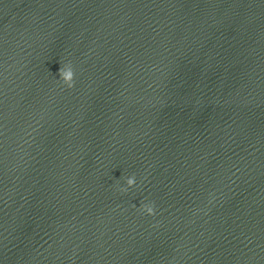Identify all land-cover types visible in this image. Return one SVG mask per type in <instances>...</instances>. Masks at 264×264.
Returning a JSON list of instances; mask_svg holds the SVG:
<instances>
[{
	"label": "water",
	"instance_id": "95a60500",
	"mask_svg": "<svg viewBox=\"0 0 264 264\" xmlns=\"http://www.w3.org/2000/svg\"><path fill=\"white\" fill-rule=\"evenodd\" d=\"M0 264H264V0H0Z\"/></svg>",
	"mask_w": 264,
	"mask_h": 264
},
{
	"label": "clouds",
	"instance_id": "9594fccd",
	"mask_svg": "<svg viewBox=\"0 0 264 264\" xmlns=\"http://www.w3.org/2000/svg\"><path fill=\"white\" fill-rule=\"evenodd\" d=\"M64 76H65V79H70L71 78V71L68 70V72L66 74L62 73ZM126 184H127V187L130 188V187H133L134 184H135V179L134 178H129L127 181H126ZM122 191H127V188H122L121 189Z\"/></svg>",
	"mask_w": 264,
	"mask_h": 264
}]
</instances>
